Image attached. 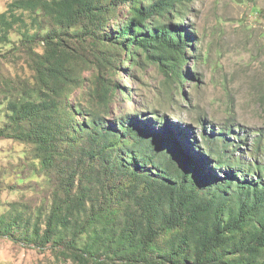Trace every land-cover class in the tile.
I'll list each match as a JSON object with an SVG mask.
<instances>
[{
    "label": "trees",
    "instance_id": "16d2710c",
    "mask_svg": "<svg viewBox=\"0 0 264 264\" xmlns=\"http://www.w3.org/2000/svg\"><path fill=\"white\" fill-rule=\"evenodd\" d=\"M190 1L12 0L0 12V41L19 27L33 79L3 82L15 96L0 136L33 145L44 169L61 167L65 196L56 195L37 233L42 245L54 240L73 264H264V180L238 176L264 172L257 161L264 134L250 149L248 169L237 164L239 178L229 175L212 188L177 140L159 176L150 177L133 168L134 158L119 160L120 142L130 137L141 145L149 138L147 147L154 148L158 138L133 124L122 123V133L102 124L119 88L111 78L126 62L144 59L168 81L184 80L180 65L192 40L180 20ZM86 83V106L72 104ZM148 151H140L142 164L151 162ZM123 176L116 195L123 212L100 201L83 216L92 193H108L104 178ZM83 234L87 242L78 246Z\"/></svg>",
    "mask_w": 264,
    "mask_h": 264
},
{
    "label": "rangeland",
    "instance_id": "374dc122",
    "mask_svg": "<svg viewBox=\"0 0 264 264\" xmlns=\"http://www.w3.org/2000/svg\"><path fill=\"white\" fill-rule=\"evenodd\" d=\"M11 1L0 0V12L6 11ZM180 22L192 40L187 60L180 65L184 80L168 81L155 64L144 59L133 66L126 62L111 78L119 88L102 124L121 133L122 123L133 124L158 138L154 148L147 147L149 138L141 145L130 137H126L128 142H120L119 160L134 158L131 162L138 172L158 177L175 139L181 152L194 161L200 178L213 188L229 175L235 176L240 169L237 164L248 169L250 149L264 134V0H192ZM20 34L16 27L7 40L0 41V130L10 124L7 104L15 96L5 90L9 86L3 82L20 86L33 80L30 55L22 47ZM90 74L86 72V76ZM87 88L88 83L82 91L77 90L71 103L82 101L85 107L82 92L87 93ZM147 148L152 159L142 164L139 154ZM220 156L225 159L221 166ZM258 156L262 168L264 153ZM92 164L99 167L100 160ZM250 172L238 176L264 180V172ZM63 176L60 166L53 170L42 167L33 145L0 136V264H73L54 240L42 245L37 233L40 226L45 228L56 195L65 196L60 185ZM125 177L104 178L108 193H92L83 216L100 201H109L122 213L116 195ZM9 222L13 226L8 230ZM5 230L7 235H3ZM87 239L83 234L78 246H84Z\"/></svg>",
    "mask_w": 264,
    "mask_h": 264
}]
</instances>
